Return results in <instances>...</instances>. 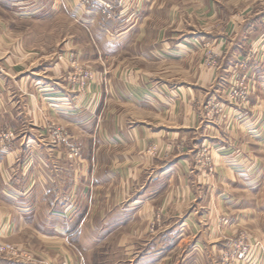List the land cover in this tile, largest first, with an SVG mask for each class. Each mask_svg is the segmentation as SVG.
I'll use <instances>...</instances> for the list:
<instances>
[{"label":"crops","instance_id":"obj_1","mask_svg":"<svg viewBox=\"0 0 264 264\" xmlns=\"http://www.w3.org/2000/svg\"><path fill=\"white\" fill-rule=\"evenodd\" d=\"M67 1L74 22L94 27L90 34L94 41L104 36V41L113 42L105 33L107 27L120 35L114 42L115 53L102 48L81 56L97 60L126 53L123 57L130 58V68L115 65L114 72L108 70V86L99 98L96 118L115 122L114 129L91 133L83 126L77 132L83 140L81 160L60 159L59 150L42 145L41 129L27 130V111L37 126L42 117L37 107L56 103L58 111L49 113L75 134L74 113L59 114H69L75 101L70 67L56 64L51 67L53 76L42 75L40 67L16 82L15 75L25 68L20 60L31 54L14 47L17 38L11 27L23 23L32 13L28 11H35V16L49 6L54 18L61 7L58 0H0L4 61L0 63V132L14 128L19 138L30 139L29 145L19 141L9 152H0V244L11 243L40 257L31 262L0 256V264H59V257L53 259L45 251L59 245L85 251L81 242L92 232L91 218L101 219L103 229L115 221L114 232H119L134 220L146 222L156 216L163 219L156 229L130 231L147 236L151 257L145 264H217L224 232L229 235L234 230L219 224L224 205L229 218L242 217L244 223L258 226L255 238L263 240L264 249V0H111L113 17L105 15L102 0H88L89 5ZM220 25L224 31L218 30ZM206 43L212 47L217 68L203 65ZM241 61L242 74L254 92L239 109L228 106L224 93ZM29 79L33 81L29 87L36 91L26 97L21 92L28 89ZM213 100L225 106L224 127L216 121L217 115L207 117L205 107ZM239 114L242 121L237 123ZM92 138L98 139L97 155L91 151ZM105 138L116 140L106 146ZM108 147L114 149L110 163L107 155L103 158V148ZM201 147L218 156L211 178L193 163L192 154ZM148 148L158 155L148 157ZM220 150L227 159L218 155ZM231 154L241 160L230 162ZM236 202L243 203L242 210ZM237 211L242 213L236 216ZM193 234L196 238L189 242ZM183 248L195 254L171 257V249ZM158 251L162 252L155 256ZM70 261L63 259L65 264ZM240 264H264V257L254 252Z\"/></svg>","mask_w":264,"mask_h":264},{"label":"rangeland","instance_id":"obj_2","mask_svg":"<svg viewBox=\"0 0 264 264\" xmlns=\"http://www.w3.org/2000/svg\"><path fill=\"white\" fill-rule=\"evenodd\" d=\"M219 1L225 2L227 0ZM83 2L87 5H89L90 3L88 0H83ZM58 3L61 8L59 13H57V16H55L54 18H51L53 11H51V8L48 6L42 11L37 12L35 16L32 14L35 11H28L32 13L30 15L28 14V17L23 20V23L16 24L14 26L12 25L11 28L13 30V34L16 35L17 38L16 46L14 47L17 48L21 46V49L28 50L29 54H31L28 59H24L22 61L20 60L21 67L24 66L25 68H22L23 73L21 75H15V81L20 83L22 77H25L29 72H37V69L40 67L43 69L42 71H40L42 72V75L51 74L52 76L53 73L51 71V67H54L56 64L65 63L70 67L71 73L69 74L68 78L75 91V101L73 105L69 107V114L67 112H62L59 114L70 116L72 115V113H74L75 134L72 135L70 133L71 127L66 125L64 121L60 120V118L58 117H53L51 113H49V111H51L50 109L58 111V109L60 108V105L52 102H48L49 108L48 106L37 107V112L40 113L42 116L39 118L37 126H35V122L31 120L33 119L31 118L32 116H29L30 114L27 111V130H34L35 128L41 129V137L39 138V140L42 142L43 146H50L54 149L59 150L60 159L64 158L69 161L76 162L81 160L83 156V140L82 137L77 134V132L81 133L83 126H85V129H90L91 133L100 129H114L115 122H101L99 118H96V114L99 108L101 107L102 102V98L101 101L99 100V98L100 95H102V93L106 91V86H108V80L105 79V76L108 74L107 71L109 70V72H114L115 65L125 66V69H129L130 58L123 57L126 55V53H123L124 55H121L119 58L102 57L101 59L95 60L87 57L84 59L81 55H83V52H89L90 50L99 49L102 51L103 48L108 54L115 53L114 42L120 37L119 32L116 33L114 27H107L108 29L105 28V33L113 42L108 43L106 42V40L104 41L103 39L106 38H104L103 35H100L103 36L102 39L100 38V42H98L96 39L94 41L93 38H91L90 36V34H94V27L81 26L78 23L74 22L73 17H75V14L70 9L67 0H58ZM99 3L101 6L104 7L105 15L107 17H113L111 15V11L114 7L113 1L102 0ZM235 12H237V10ZM128 29H130L129 26ZM218 30L224 31V27L220 25L218 27ZM100 33L104 34V32ZM207 43L203 44L202 46L203 65L209 68H217L218 63L216 61V58L214 57L212 47L210 46V44L207 45ZM13 44H11V46ZM14 47H11L12 54L13 50H15ZM130 47L131 43L129 42L126 44L125 49H130ZM2 62L4 61L2 58H0V63ZM239 63V65L235 66V72L233 75L234 78L231 79V82L228 84V88L225 90L224 93V98L228 102V106L240 109L248 100L250 93H253L254 90L253 84L251 86V83L246 82V78L242 74L243 61ZM46 69L49 71L48 73ZM101 70H106V72L104 71L103 73H100ZM31 83H33V81L29 79L28 89L22 90V95L25 93L26 97L34 95L36 90H34L33 86L29 87L30 85H33ZM99 84L103 85V91L101 90V85ZM37 91L40 90L37 89ZM235 91H238V96H236ZM248 91L249 94L244 95V93H248ZM46 95L47 94H44V98L51 97ZM15 96L18 97V94ZM42 108H44V110ZM106 108H108L107 105L104 110H106ZM205 108L208 109L207 117L217 115L216 121H218V123L222 124V126L224 127V124L228 119L225 116V106L222 104V102L219 103L214 100L210 101ZM26 109L30 112H35L32 106H28L26 107ZM113 109L114 105H112L111 107V110ZM48 114L50 115V117L48 116ZM56 119H58L59 121H56ZM236 119L237 123L241 122L242 115L239 114ZM5 130L10 131L12 137L7 143L0 147V152L4 154L9 152L12 144L19 141L22 142V146L29 145L30 139L28 137L19 138L20 136H18L19 134L16 129L7 128ZM3 131L4 130L0 132V135ZM115 140V138H105L104 142L107 143L106 146H109L111 144L110 142H114ZM85 141H87V138H85ZM96 141H98L97 138H92L91 151L93 155L98 154V147H95ZM103 149V158L107 155V162L110 163L111 161L109 159V155L111 151H114V149L110 147ZM221 151L222 150L218 152V155L221 158L224 156V159H227V155L225 153L223 154ZM146 155L148 157H155L156 155H158V153L154 151V149L148 148L146 151ZM217 157L218 156H216V153L212 154V150L207 147H201L200 149L194 151V153L192 154L193 163L196 167H198L199 172L202 175H205V177L207 178H211V176H214V174L216 173L215 161ZM229 157L232 156H228V158ZM229 160L230 162H239L241 160V157H238L234 154L233 159L229 158ZM113 189L114 188L108 190L113 193ZM237 198L238 196L236 197V199ZM236 204L239 206V210H242L241 208L243 206V203L236 202ZM226 210L227 207L226 205H224L223 210H221L222 212H219V224L224 227H233L234 230L229 235L224 232V249L221 250L218 254L217 264H240L248 259L249 254H252L254 252H258L261 257H264V249L261 243L263 240L260 241L259 239L255 238V231L258 226L254 227L253 225L249 224V221L244 223L242 221V217L241 219H239L237 213L241 214L242 211L235 212L234 215H236L237 217L232 219L225 214ZM113 213H115V211H112V214ZM186 218H189V214L186 215ZM99 221L101 222V219L97 217L91 218L90 220V226H92L93 228L92 232H90V234H87L85 240H82L81 242L85 246V248H87L85 251L77 250L76 248L71 247L70 245H68L67 247L65 246V250L64 247L59 245L58 249L54 248L52 250H46L45 253H49L53 259L59 257V264H65L63 262L64 257H70V262L72 264H74V262H79V264H145V259L151 257L147 253V246L145 240L147 236L131 234L130 231L132 229L137 230L139 228L144 229L147 227L149 229H156L158 226H161L163 224V219L156 216L152 220L146 222L141 221L140 219L134 220L132 223L127 224V226H124L121 231L114 232L117 229V224L115 223V221H111V225L107 224L104 229L103 227H101ZM61 223L63 225V221H61ZM100 228H102L101 232L99 231ZM195 238L196 234H193L191 235L190 239H188V241L191 242ZM5 244L11 245L15 248L16 254H13V256L10 257L13 260L32 262L35 261L36 258L40 259L39 256H36V254L32 252V250H19L16 246H14V244ZM244 248L246 249L247 254L246 259H244V261H237L238 257L241 254L240 251L244 250ZM161 252L158 251L153 254L157 256L158 254H161ZM187 253L195 254L190 250V248H183L181 250L171 249L170 255L173 258H179L180 256L182 257L184 254Z\"/></svg>","mask_w":264,"mask_h":264},{"label":"built area","instance_id":"obj_3","mask_svg":"<svg viewBox=\"0 0 264 264\" xmlns=\"http://www.w3.org/2000/svg\"><path fill=\"white\" fill-rule=\"evenodd\" d=\"M235 94H236V96H238V91H235ZM246 94H249V91H248V93H246V92L244 93V95H246ZM11 137H12L11 132L8 130H4L0 135V147L3 146L5 143H7ZM240 252H241V254L238 257L237 261H240V260L244 261V259H246V255H247L246 249L244 248V250H242ZM13 254H16L15 248L13 246L8 245V244H0V256H5V257L10 258L13 256Z\"/></svg>","mask_w":264,"mask_h":264}]
</instances>
